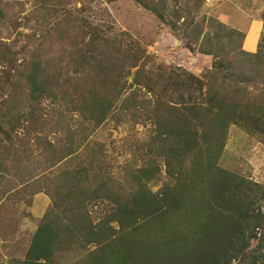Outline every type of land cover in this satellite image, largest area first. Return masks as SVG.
<instances>
[{
  "label": "trees",
  "instance_id": "obj_1",
  "mask_svg": "<svg viewBox=\"0 0 264 264\" xmlns=\"http://www.w3.org/2000/svg\"><path fill=\"white\" fill-rule=\"evenodd\" d=\"M131 1L210 69L155 65L128 33L70 11L28 54L0 46V195L8 162L22 159L19 132L47 171L62 167L42 180L50 204L18 264H58L71 251L84 253L72 264H264V185L220 166L231 127L264 142V97L250 91L264 86V41L248 53L242 32L178 0ZM8 18L0 7V25ZM109 121L147 130L121 180L89 144Z\"/></svg>",
  "mask_w": 264,
  "mask_h": 264
},
{
  "label": "rangeland",
  "instance_id": "obj_2",
  "mask_svg": "<svg viewBox=\"0 0 264 264\" xmlns=\"http://www.w3.org/2000/svg\"><path fill=\"white\" fill-rule=\"evenodd\" d=\"M178 3L197 12L198 17H212L222 24L220 17L224 15L228 28L239 29L249 38L253 37V32L250 29L246 31L247 23L253 26L260 22L264 13V0H178ZM172 4L170 1L169 6ZM0 7L10 17L0 25V46H7L13 53L24 51L28 54L39 40L38 36L46 33L55 23H61L66 11H70L73 17L85 18L107 32L128 33L145 49L155 65L180 67L196 76H202L211 66L210 58L187 52L167 27L131 0L112 3L106 0H0ZM261 41H264V33L260 34L258 43ZM246 43L247 38L245 49H248ZM1 70L0 67V77ZM250 91L253 96L263 98L262 80L250 82ZM42 108L45 111L43 114H54L55 107L50 103L43 102ZM79 124V119L72 117L73 127ZM146 136L147 130L142 127L132 129L109 121L92 133L89 144L102 146L109 171L121 180L122 167L130 160V147ZM27 137L22 132L14 137V146L22 159L19 165L11 163L12 160L8 162L15 169L10 170L7 182L1 187L5 194L0 195V264H18L23 259L50 204L42 180L56 175L62 168L59 166L47 171L39 151ZM50 138L53 140V137ZM220 166L264 185V142L246 135L237 127H231ZM157 188L155 186L153 190ZM89 211L96 214L100 208L90 207ZM257 233L264 236V232ZM83 255L80 252H67L58 258V264H72Z\"/></svg>",
  "mask_w": 264,
  "mask_h": 264
},
{
  "label": "crops",
  "instance_id": "obj_3",
  "mask_svg": "<svg viewBox=\"0 0 264 264\" xmlns=\"http://www.w3.org/2000/svg\"><path fill=\"white\" fill-rule=\"evenodd\" d=\"M220 19L223 22V24H225V25L228 24V21H227V19H225V16L224 15H222L220 17ZM247 25H248V28H247L246 31L248 32V30L250 29L251 32H253V37H250L249 38V35H248V37H246V35L242 32L245 35V40H244V43H243V50L245 52H248V53H254L255 50H256V47H257V43H258V39L260 37V34L261 33H264V23L260 21V22H256L255 24H253V26L252 25H249L248 23H247ZM232 26H234V25H232ZM237 30L240 31L239 29H237ZM246 38H247L246 45L249 46L248 49H245V41H246Z\"/></svg>",
  "mask_w": 264,
  "mask_h": 264
}]
</instances>
